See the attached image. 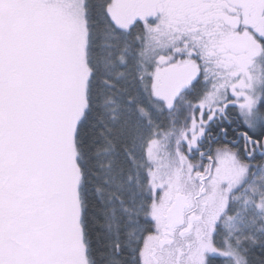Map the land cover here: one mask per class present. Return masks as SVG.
Listing matches in <instances>:
<instances>
[{
  "label": "snow or ice",
  "instance_id": "obj_1",
  "mask_svg": "<svg viewBox=\"0 0 264 264\" xmlns=\"http://www.w3.org/2000/svg\"><path fill=\"white\" fill-rule=\"evenodd\" d=\"M0 264H264V0H0Z\"/></svg>",
  "mask_w": 264,
  "mask_h": 264
}]
</instances>
